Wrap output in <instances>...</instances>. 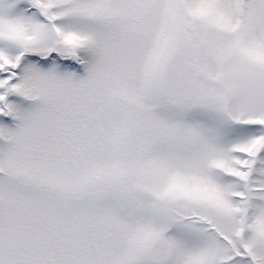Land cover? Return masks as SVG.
I'll return each instance as SVG.
<instances>
[{
    "label": "snow or ice",
    "instance_id": "1",
    "mask_svg": "<svg viewBox=\"0 0 264 264\" xmlns=\"http://www.w3.org/2000/svg\"><path fill=\"white\" fill-rule=\"evenodd\" d=\"M0 264H264V0H0Z\"/></svg>",
    "mask_w": 264,
    "mask_h": 264
}]
</instances>
